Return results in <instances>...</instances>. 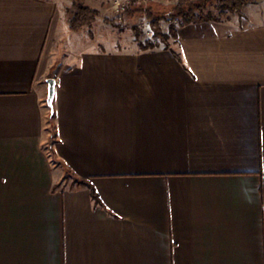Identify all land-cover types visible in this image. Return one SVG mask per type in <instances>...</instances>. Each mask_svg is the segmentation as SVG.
I'll use <instances>...</instances> for the list:
<instances>
[{
    "label": "crops",
    "instance_id": "0c3cea01",
    "mask_svg": "<svg viewBox=\"0 0 264 264\" xmlns=\"http://www.w3.org/2000/svg\"><path fill=\"white\" fill-rule=\"evenodd\" d=\"M67 2L0 0V264H264V0L148 49Z\"/></svg>",
    "mask_w": 264,
    "mask_h": 264
},
{
    "label": "trees",
    "instance_id": "16d2710c",
    "mask_svg": "<svg viewBox=\"0 0 264 264\" xmlns=\"http://www.w3.org/2000/svg\"><path fill=\"white\" fill-rule=\"evenodd\" d=\"M249 0H181L179 3L172 5L171 9L164 14V11L158 12L154 10L153 2L147 4L148 7H141V5H135L129 8L131 11L141 12L143 11L149 20V26L153 32V36L159 39L158 42H154L152 39H146L144 41L136 39L138 47L140 49L153 48L158 45L159 42H164L167 44L169 37L176 36V28L180 25L187 24L190 22H202L209 20H219L222 17L227 16L228 13H236L238 15L242 14L244 6ZM73 12L68 18V28L70 31H78L86 26L91 25L95 20H97L101 13L98 9L89 7L80 2H72ZM212 9L217 10V14H214ZM143 8V9H142ZM127 10V9H126ZM169 12V13H168ZM170 16L176 18L179 21V25L172 24L168 28L166 33L162 32L160 21L165 17ZM105 22L110 23V20L104 18ZM111 24V23H110ZM136 28H134L135 30ZM47 105V104H46ZM55 119L54 111L49 113L47 122ZM54 130H55V120H54ZM56 134V131H55ZM49 148L51 154L54 153L52 148V142L49 141ZM76 185H88L90 188V194L94 202L98 203L99 199L95 193L94 188L85 179L74 177Z\"/></svg>",
    "mask_w": 264,
    "mask_h": 264
},
{
    "label": "rangeland",
    "instance_id": "374dc122",
    "mask_svg": "<svg viewBox=\"0 0 264 264\" xmlns=\"http://www.w3.org/2000/svg\"><path fill=\"white\" fill-rule=\"evenodd\" d=\"M73 1L85 4L83 0H68L66 10L63 12V14H65V18L67 19L71 16L73 12V5H72ZM180 1L181 0H166L163 2H153V3L161 4L160 9L164 11L165 14L167 11L171 9L172 5H175ZM147 4L148 2L131 1L129 5L126 6L127 10L118 14L114 11L112 7L113 0H105V2H103L102 9H98L101 13V16L97 20H95L91 25L84 27L85 29L84 37L87 36V31H89L90 36L98 35L101 36V38L111 37L114 39L115 43H117V48H126L127 46L132 44H136L138 46L136 39L141 41H144L146 39L153 40L152 34L148 32V30H150L149 20L144 14V12L143 11L135 12L129 9L132 6L133 8L137 7L135 5H139V6L141 5V7L145 8L148 7ZM209 9H211L214 14H217L218 12L217 10L212 9V6H209ZM232 15L235 16L236 13L227 12V16L222 18H227ZM104 18L109 19L111 24L105 22ZM169 18L170 16H165L160 21L161 30L164 33H166L170 25H172L169 22ZM134 28L136 29L134 30ZM67 41L68 39L64 38L62 43L66 42L64 44L67 45L68 43ZM69 42H72L71 38L69 39ZM62 47H64V45H62ZM65 47L63 48L65 49L64 51H60L58 56L59 58L58 61H67L71 56L70 49L68 48L66 49ZM55 72L56 71H53V74H55ZM44 105H46V98L44 99ZM47 133H48L49 141L52 142V147H54V142L56 140L55 130H54V119L47 123ZM74 180H75L74 177H72L70 173L67 171L65 172L64 178L58 184V187L67 188L69 186H74L76 184Z\"/></svg>",
    "mask_w": 264,
    "mask_h": 264
},
{
    "label": "built area",
    "instance_id": "2783aa9c",
    "mask_svg": "<svg viewBox=\"0 0 264 264\" xmlns=\"http://www.w3.org/2000/svg\"><path fill=\"white\" fill-rule=\"evenodd\" d=\"M131 1H137V2H141V1H143V2H154V1L163 2V1H166V0H113V6L112 7H113L114 11L119 14V13H122L123 11L126 10V6L129 5V3ZM169 22H170V24L179 25V20L176 19V18L170 17L169 18ZM148 32L152 34L154 42H158L159 41V39L157 37L153 36V32H152L151 28H150V30H148Z\"/></svg>",
    "mask_w": 264,
    "mask_h": 264
},
{
    "label": "water",
    "instance_id": "95a60500",
    "mask_svg": "<svg viewBox=\"0 0 264 264\" xmlns=\"http://www.w3.org/2000/svg\"><path fill=\"white\" fill-rule=\"evenodd\" d=\"M46 81H47L46 104L50 109V113H52L53 112V100H54V96H55L56 81L53 77L48 78Z\"/></svg>",
    "mask_w": 264,
    "mask_h": 264
}]
</instances>
